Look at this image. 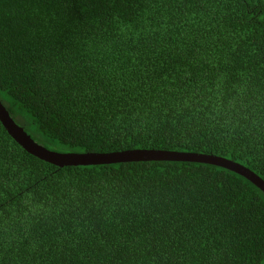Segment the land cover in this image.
<instances>
[{"label":"trees","instance_id":"trees-1","mask_svg":"<svg viewBox=\"0 0 264 264\" xmlns=\"http://www.w3.org/2000/svg\"><path fill=\"white\" fill-rule=\"evenodd\" d=\"M0 102L51 152L264 181V0H0ZM0 264H264V191L201 163L60 168L0 122Z\"/></svg>","mask_w":264,"mask_h":264},{"label":"water","instance_id":"water-1","mask_svg":"<svg viewBox=\"0 0 264 264\" xmlns=\"http://www.w3.org/2000/svg\"><path fill=\"white\" fill-rule=\"evenodd\" d=\"M0 122L8 131L10 136L21 145L31 155L49 162L57 167H87L99 165H111L131 162H191L209 164L217 167H223L235 172L264 191V181L249 169L232 161L198 154L136 150L113 154H59L51 152L42 145L36 143L11 117L8 111L0 102Z\"/></svg>","mask_w":264,"mask_h":264}]
</instances>
